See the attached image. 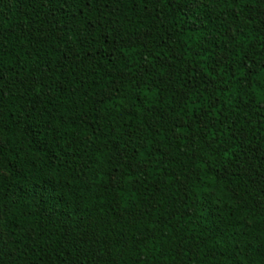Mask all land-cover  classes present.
<instances>
[{
  "label": "trees",
  "instance_id": "trees-1",
  "mask_svg": "<svg viewBox=\"0 0 264 264\" xmlns=\"http://www.w3.org/2000/svg\"><path fill=\"white\" fill-rule=\"evenodd\" d=\"M262 101L264 0H0V264H264Z\"/></svg>",
  "mask_w": 264,
  "mask_h": 264
},
{
  "label": "snow or ice",
  "instance_id": "snow-or-ice-1",
  "mask_svg": "<svg viewBox=\"0 0 264 264\" xmlns=\"http://www.w3.org/2000/svg\"><path fill=\"white\" fill-rule=\"evenodd\" d=\"M87 2V0H86ZM168 2L170 3H174V4H178L181 2V0H168ZM185 3L187 4H191V5H194L195 7H199L200 6V0H184ZM65 3H67V0H65ZM91 5L89 4V7ZM93 31H95V29H93ZM219 101H217L218 103ZM262 103H264V101H262ZM41 151H43V149H41ZM59 159V157H57L56 159H52V158H49L46 163H47V166L50 167V168H56L58 167L57 165V160ZM137 167L139 168V164L137 165ZM141 171H144L145 169L141 168L140 169ZM115 182V180H114Z\"/></svg>",
  "mask_w": 264,
  "mask_h": 264
}]
</instances>
